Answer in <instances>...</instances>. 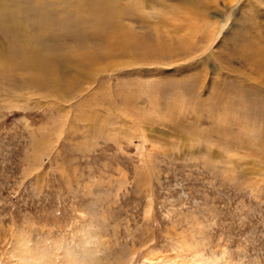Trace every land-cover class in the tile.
Instances as JSON below:
<instances>
[{"label": "rangeland", "instance_id": "374dc122", "mask_svg": "<svg viewBox=\"0 0 264 264\" xmlns=\"http://www.w3.org/2000/svg\"><path fill=\"white\" fill-rule=\"evenodd\" d=\"M0 4V264H264V0Z\"/></svg>", "mask_w": 264, "mask_h": 264}, {"label": "bare ground", "instance_id": "6f19581e", "mask_svg": "<svg viewBox=\"0 0 264 264\" xmlns=\"http://www.w3.org/2000/svg\"><path fill=\"white\" fill-rule=\"evenodd\" d=\"M62 2V1H61ZM79 2V1H78ZM4 3V2H3ZM106 3V2H105ZM100 4H101V2H100ZM1 5V4H0ZM101 6V5H100ZM2 7V6H1ZM3 7H4V5H3ZM2 7V8H3ZM77 8V7H76ZM82 8V7H81ZM69 9V8H68ZM88 10V9H87ZM95 10H97V9H95ZM81 12V11H80ZM90 13H91V11H90ZM78 15V14H77ZM94 16H95V14H93ZM85 16V15H84ZM18 51V50H17ZM57 51V50H56ZM55 52V51H54ZM49 53V52H48ZM46 57V56H45ZM53 58V57H52ZM47 60H48V58H46ZM46 59H44L45 61H46ZM54 59V58H53ZM55 60V59H54Z\"/></svg>", "mask_w": 264, "mask_h": 264}]
</instances>
